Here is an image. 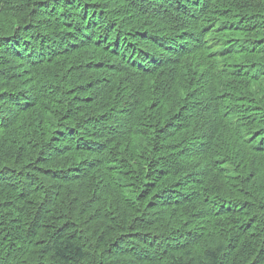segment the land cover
<instances>
[{"label":"trees","instance_id":"trees-1","mask_svg":"<svg viewBox=\"0 0 264 264\" xmlns=\"http://www.w3.org/2000/svg\"><path fill=\"white\" fill-rule=\"evenodd\" d=\"M0 264H264V0H0Z\"/></svg>","mask_w":264,"mask_h":264},{"label":"bare ground","instance_id":"bare-ground-1","mask_svg":"<svg viewBox=\"0 0 264 264\" xmlns=\"http://www.w3.org/2000/svg\"><path fill=\"white\" fill-rule=\"evenodd\" d=\"M59 26V25H58ZM221 38V37H220ZM80 61V60H79ZM71 63V62H70ZM203 65V64H202ZM78 108V107H77ZM228 161V160H227ZM204 163V162H203ZM225 164V163H224ZM245 167V166H244ZM213 169V168H212ZM119 183V182H118ZM121 187V186H120ZM125 187V186H124ZM119 191H120V189H119ZM122 192V191H121ZM125 201V200H124Z\"/></svg>","mask_w":264,"mask_h":264}]
</instances>
